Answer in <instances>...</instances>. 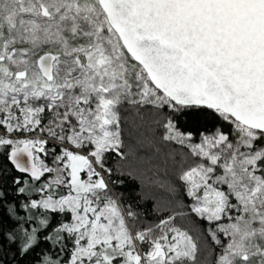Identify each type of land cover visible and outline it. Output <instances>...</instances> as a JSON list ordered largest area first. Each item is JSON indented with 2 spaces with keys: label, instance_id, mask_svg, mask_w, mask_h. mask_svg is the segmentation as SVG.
<instances>
[{
  "label": "snow or ice",
  "instance_id": "1",
  "mask_svg": "<svg viewBox=\"0 0 264 264\" xmlns=\"http://www.w3.org/2000/svg\"><path fill=\"white\" fill-rule=\"evenodd\" d=\"M0 264H264V0H0Z\"/></svg>",
  "mask_w": 264,
  "mask_h": 264
},
{
  "label": "trees",
  "instance_id": "2",
  "mask_svg": "<svg viewBox=\"0 0 264 264\" xmlns=\"http://www.w3.org/2000/svg\"><path fill=\"white\" fill-rule=\"evenodd\" d=\"M146 149H141V151H145Z\"/></svg>",
  "mask_w": 264,
  "mask_h": 264
}]
</instances>
